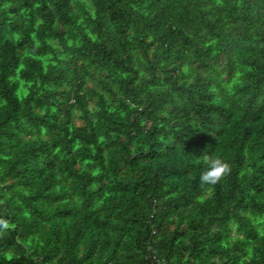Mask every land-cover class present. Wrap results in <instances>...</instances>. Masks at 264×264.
I'll return each mask as SVG.
<instances>
[{
	"label": "trees",
	"instance_id": "16d2710c",
	"mask_svg": "<svg viewBox=\"0 0 264 264\" xmlns=\"http://www.w3.org/2000/svg\"><path fill=\"white\" fill-rule=\"evenodd\" d=\"M0 264H264V0H0Z\"/></svg>",
	"mask_w": 264,
	"mask_h": 264
},
{
	"label": "clouds",
	"instance_id": "9594fccd",
	"mask_svg": "<svg viewBox=\"0 0 264 264\" xmlns=\"http://www.w3.org/2000/svg\"><path fill=\"white\" fill-rule=\"evenodd\" d=\"M205 164L200 173V183L204 186L217 184L225 175L231 171V165L218 155L205 154L203 157Z\"/></svg>",
	"mask_w": 264,
	"mask_h": 264
}]
</instances>
